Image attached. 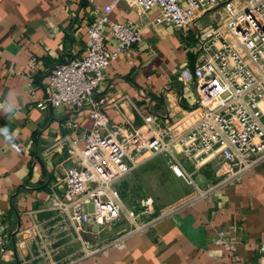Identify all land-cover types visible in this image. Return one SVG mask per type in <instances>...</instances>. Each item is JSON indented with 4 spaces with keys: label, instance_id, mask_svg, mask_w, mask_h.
<instances>
[{
    "label": "crops",
    "instance_id": "crops-1",
    "mask_svg": "<svg viewBox=\"0 0 264 264\" xmlns=\"http://www.w3.org/2000/svg\"><path fill=\"white\" fill-rule=\"evenodd\" d=\"M111 1L0 0V223L10 234L0 264H264V159L228 179L214 174L218 158L199 168L182 159L197 187L213 188L185 203L196 194L181 179L182 195L147 217L157 219L127 237L122 250L80 258V238L93 235L64 228L50 198L53 193L64 196L62 177L78 160L68 151L84 147L92 119L85 108L40 109L37 102L50 90L51 70L83 54L87 26ZM157 12H139L119 0L110 13L115 20H132L142 34L110 61L106 78L96 88L112 124L141 128L142 115L150 112L167 127L195 105V86L183 85L178 73L197 55L196 30L156 23ZM220 16L221 8L208 11L197 25H216ZM31 61L35 67L29 66ZM165 166L178 178L166 159ZM122 227L104 229L99 239L116 235ZM218 237L234 249L217 244Z\"/></svg>",
    "mask_w": 264,
    "mask_h": 264
},
{
    "label": "built area",
    "instance_id": "built-area-1",
    "mask_svg": "<svg viewBox=\"0 0 264 264\" xmlns=\"http://www.w3.org/2000/svg\"><path fill=\"white\" fill-rule=\"evenodd\" d=\"M118 1L112 0L96 13L86 29L83 54L51 70L50 90L37 102L40 109L85 108L92 119L84 147L68 151L78 160L62 177L64 196L53 193L50 198L64 228L72 227L81 236L93 235L80 238V258L111 248L122 250L127 237L157 219H141L115 186L149 157L163 155L171 172L194 186L196 195L185 203L213 187H197L182 159L199 168L218 158L214 174L227 179L264 159V0H125L139 12L157 9L156 23H168L177 30L194 27L199 46L193 63L183 65L178 73L183 85L195 86V105L167 127L157 115L143 114L141 128L112 124L104 111L105 99L95 96L110 61L142 39L132 20L110 17ZM218 8L222 16L216 25H197L201 16ZM29 66L36 63L31 61ZM118 225L123 227L116 235L99 239L101 231ZM9 239L6 225L0 223V251ZM215 242L234 249L221 237Z\"/></svg>",
    "mask_w": 264,
    "mask_h": 264
},
{
    "label": "rangeland",
    "instance_id": "rangeland-1",
    "mask_svg": "<svg viewBox=\"0 0 264 264\" xmlns=\"http://www.w3.org/2000/svg\"><path fill=\"white\" fill-rule=\"evenodd\" d=\"M158 155L149 157V162L139 165L126 175L128 188L121 191L123 202L133 207L141 219L169 208L185 188L184 182L166 169L165 157Z\"/></svg>",
    "mask_w": 264,
    "mask_h": 264
},
{
    "label": "trees",
    "instance_id": "trees-1",
    "mask_svg": "<svg viewBox=\"0 0 264 264\" xmlns=\"http://www.w3.org/2000/svg\"><path fill=\"white\" fill-rule=\"evenodd\" d=\"M126 177V176H125ZM125 177H122L121 179H119L116 183L115 186L117 187V189L120 191H124L126 188H128V183H126L125 181Z\"/></svg>",
    "mask_w": 264,
    "mask_h": 264
}]
</instances>
